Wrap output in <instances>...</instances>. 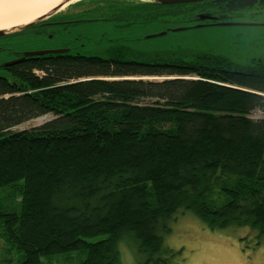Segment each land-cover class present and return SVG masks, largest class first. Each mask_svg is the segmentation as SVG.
<instances>
[{
	"label": "trees",
	"instance_id": "16d2710c",
	"mask_svg": "<svg viewBox=\"0 0 264 264\" xmlns=\"http://www.w3.org/2000/svg\"><path fill=\"white\" fill-rule=\"evenodd\" d=\"M109 1H90L91 22L146 16L167 23L164 36L217 26L196 21L203 12L232 21L264 10V0ZM1 69L0 264H120L130 237L151 262L187 214L264 235V57L48 54Z\"/></svg>",
	"mask_w": 264,
	"mask_h": 264
},
{
	"label": "rangeland",
	"instance_id": "374dc122",
	"mask_svg": "<svg viewBox=\"0 0 264 264\" xmlns=\"http://www.w3.org/2000/svg\"><path fill=\"white\" fill-rule=\"evenodd\" d=\"M92 16L93 13L89 15L90 18ZM137 18L139 22L123 28L120 26L121 22L118 24L117 21L83 24V32L94 37L87 41L81 53L100 55L105 58L129 59L149 58L165 52L184 57L204 52L224 55L238 63L264 57V10L260 14L255 10H249L230 21L257 25L207 26L200 24L199 27L205 28L170 33L168 36H164L167 23L156 21L148 24L151 21L144 22V19L147 20L146 16H137ZM162 33L165 34L151 38ZM108 39L113 41L109 42ZM36 42L37 35L30 30L21 37H12L5 42V45L20 52H29L38 49ZM14 56L9 50L0 52V62L14 61ZM0 74H8L1 69V65ZM167 79H175V77L146 78L145 80L163 82ZM185 79L197 78L189 76ZM256 116L260 117L261 113ZM51 118V115H46L28 121L16 127V130H25L44 124ZM169 225L171 231L163 234L167 252L158 255L157 260L148 262L147 255L145 257L140 253L136 239L130 237L125 240L134 245L123 243V240L120 242V264H264V235H259L250 226H231L212 230L207 222L192 214L180 216Z\"/></svg>",
	"mask_w": 264,
	"mask_h": 264
},
{
	"label": "flooded vegetation",
	"instance_id": "af4514ba",
	"mask_svg": "<svg viewBox=\"0 0 264 264\" xmlns=\"http://www.w3.org/2000/svg\"><path fill=\"white\" fill-rule=\"evenodd\" d=\"M91 0H77L74 3L68 5L59 13L54 15L52 18L43 21L37 25L32 26L22 32L0 37V52L9 50L12 52L14 56L13 60H5L1 61L0 65L2 64H9L7 66H1L2 68H14L15 66L23 64L28 58H39L45 55H27V51H17L14 48H11L9 45H5V42L9 41L12 37H21L24 33L32 30L37 35V48L36 50L29 51L30 53L33 52H40V51H58L59 53L54 54H71V53H81V51L85 48L86 43L88 40L92 39L94 36L86 34L82 30L83 24L89 23L91 21L96 20L90 18L91 10L93 8L89 7V3ZM114 0L109 1L113 3ZM120 3L125 4L126 6L131 5L129 1L121 0ZM162 4V3H161ZM253 10L257 12V7H252ZM200 14H208L213 19L211 20H204L210 21L212 25L217 26H227L224 25L226 23H231L230 18L225 19L226 17H232V15H225L222 16L215 12H206ZM199 15V14H198ZM219 19H215V18ZM203 23V22H201ZM112 40V39H110ZM12 61V62H11ZM13 62H15L13 64Z\"/></svg>",
	"mask_w": 264,
	"mask_h": 264
},
{
	"label": "water",
	"instance_id": "95a60500",
	"mask_svg": "<svg viewBox=\"0 0 264 264\" xmlns=\"http://www.w3.org/2000/svg\"><path fill=\"white\" fill-rule=\"evenodd\" d=\"M3 1V0H0ZM42 2V4L46 7L45 11L42 12L40 15L36 16L35 18H32L30 20H27L21 24L14 25V26H6L0 28V37L3 36H9L13 35L19 32H22L28 28H31L34 25H37L43 21H46L50 18H52L54 15L59 13L61 10H63L65 7L68 5L74 3L77 0H39ZM157 3H162L164 5H176V4H184V3H198V2H203V1H208V0H149ZM213 19L211 16L208 14H201L197 16L198 21H204V20H211ZM215 19H219L218 17ZM224 25L227 26H245V25H257V24H247V23H226ZM165 33L159 34L157 36H151V38L161 36ZM1 51V50H0ZM54 53H59L58 51L52 52V51H40V52H33V53H26L27 55H48V54H54ZM15 62H13L14 64ZM9 64H2L1 66H7ZM3 75V74H0ZM5 78L10 77L9 74L3 75Z\"/></svg>",
	"mask_w": 264,
	"mask_h": 264
},
{
	"label": "bare ground",
	"instance_id": "6f19581e",
	"mask_svg": "<svg viewBox=\"0 0 264 264\" xmlns=\"http://www.w3.org/2000/svg\"><path fill=\"white\" fill-rule=\"evenodd\" d=\"M45 9L39 0L0 1V28L21 24L40 15Z\"/></svg>",
	"mask_w": 264,
	"mask_h": 264
}]
</instances>
